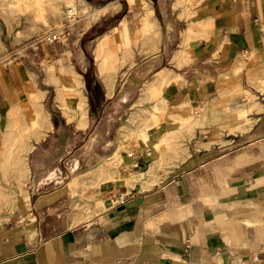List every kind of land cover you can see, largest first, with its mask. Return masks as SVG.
Instances as JSON below:
<instances>
[{"label":"crops","instance_id":"0c3cea01","mask_svg":"<svg viewBox=\"0 0 264 264\" xmlns=\"http://www.w3.org/2000/svg\"><path fill=\"white\" fill-rule=\"evenodd\" d=\"M84 1L60 41L0 59V180L25 181L0 264H264V153L249 159L264 148V0ZM156 92L158 128L111 165L116 122L144 121ZM36 112L20 150L11 131Z\"/></svg>","mask_w":264,"mask_h":264},{"label":"rangeland","instance_id":"374dc122","mask_svg":"<svg viewBox=\"0 0 264 264\" xmlns=\"http://www.w3.org/2000/svg\"><path fill=\"white\" fill-rule=\"evenodd\" d=\"M124 1L122 0V2ZM128 1L132 4L135 13L142 12L143 14H145V11H147L148 9L147 0ZM182 1L183 3L190 2V0ZM85 6L88 7L87 11L90 12L89 4H87L85 1L82 2V0H0V59L9 55L12 51L24 47L26 45L44 43L38 41L37 39L42 33L47 31L49 28L66 24L67 22L65 21V18L68 14L69 8H72L73 12L77 13L79 16L88 13L84 9ZM120 17L121 15H118L115 19H119ZM106 44L107 43L105 42V45ZM118 49L121 51V47H117L109 50V52H105L104 55L106 56H101L103 58V61H113L116 64L121 63L123 61V54L119 52ZM160 93L161 92L152 93L151 96H149L151 98L152 105L151 107L148 106L150 109L148 108L149 110L147 111V118L144 121L138 122L136 120L137 122H127V124L125 125L116 122L114 133L109 135V138L115 141L114 154L110 156V158H107L108 162L111 165L114 164L117 166V164L122 160L123 153L131 151V148L128 147V145L130 146L131 142L143 138L141 137V133L139 132L141 129L144 130L145 128H147L148 133L151 134L152 127L158 128V124L160 123L162 117L161 115L158 117V110H162V112L160 111L162 114L165 113L167 110L166 103L161 101ZM37 115L40 117H38ZM34 116H36L34 119L32 115L30 117L26 114H23L19 117L21 118L20 120L24 121L25 119L27 121H25V126L27 128L29 127L28 129L30 131L27 130V133L25 135L23 131H26L27 128L23 125L24 123H22L20 120L13 128L16 133L14 131L15 134L12 133V137L18 142L19 145L20 143H22L21 141L23 140V138H26L29 135L30 137H40L42 132H40L39 122H43L44 119L42 115L37 112L34 113ZM36 118L38 120H36ZM35 120L38 122H35ZM27 123L29 126L26 125ZM37 123L39 128H37ZM18 124L19 126L20 124H22V126L20 127H23L24 129H19ZM33 128H37L38 130H34L33 133L31 131L33 130ZM14 135L16 137H14ZM21 135H23L24 137ZM176 136L177 134L171 133L170 138L168 139L174 140ZM17 137L19 139H17ZM261 149H255L251 152L249 157L250 162H253V160H255V157L258 156L260 153H264V148ZM15 151L16 149L13 152ZM13 152L11 151V153ZM7 167L13 170L12 165H4L3 169ZM137 168L139 169V167ZM212 170H214L212 171V175L216 179V182H219L220 174L217 170V166L212 167ZM139 171L145 170L139 169ZM90 175H92L90 171H86L82 173V175H78L72 183L75 184L81 178H84L85 176L88 177ZM10 183L11 182L0 180V222L10 218V216L12 215L11 211L16 208L17 199L20 198V196L23 195L25 192V189L23 188L25 181L21 183L18 182L17 188L15 186L12 187Z\"/></svg>","mask_w":264,"mask_h":264},{"label":"built area","instance_id":"2783aa9c","mask_svg":"<svg viewBox=\"0 0 264 264\" xmlns=\"http://www.w3.org/2000/svg\"><path fill=\"white\" fill-rule=\"evenodd\" d=\"M78 17H79L78 14L73 12L72 8H69L68 14L66 15L65 18V21L67 23L49 28L47 31L42 33L37 40L46 43H55L60 41L62 39V34L64 29L67 27L68 24L74 22ZM117 190H118L117 195L122 196L120 189Z\"/></svg>","mask_w":264,"mask_h":264},{"label":"bare ground","instance_id":"6f19581e","mask_svg":"<svg viewBox=\"0 0 264 264\" xmlns=\"http://www.w3.org/2000/svg\"><path fill=\"white\" fill-rule=\"evenodd\" d=\"M132 1H133V0H132ZM82 2H84V1L82 0ZM84 9H85V11H87V10H88V7L85 6ZM104 11H105V9H104ZM104 11H101V13L104 12ZM87 12H88V11H87ZM152 24H153V23H148V24H147V30H148V28H149V29H150V28H154V27H152L154 24H153V25H152ZM155 32H156V31H155ZM156 33H157V32H156ZM102 43H103V41H102ZM104 45H105V41H104ZM101 46H103V45H101ZM101 48H102V47H101ZM99 50H100V49H99ZM102 53H103V52H102ZM99 55H100V53H99ZM104 56H106V55H104ZM107 56H108V55H107ZM111 56H112V55H111ZM110 58H111V57H110ZM101 59H102V58H101ZM102 60H103V59H102ZM157 76H158V75H157ZM171 76H172V75H171ZM155 78H156V77H155ZM173 78H174V77H173ZM157 79H158V77H157ZM165 80H166V79L164 78V80H162V81H165ZM32 95H33V94H32ZM30 96H31V95H30ZM32 97H33V96H32ZM38 97H39V96H38ZM31 103H32V100H31ZM35 103H36V102H35ZM38 105H39V104H38ZM37 108H39V107H37ZM43 111H44V110H43ZM37 113H38V112H37ZM37 116H38V115H37ZM23 117H24V116H23ZM35 117H36V116H35ZM38 117H40V116H38ZM48 118H49V117H48ZM19 119H21V118H19ZM40 119H42V118H40ZM43 119H44V118H43ZM13 120H14V119H13ZM36 120H38V119L36 118ZM36 120H35V122H38V121H36ZM20 121H21L22 123H24L23 125L25 126V121H26V120L24 119V121H23V120H20ZM39 121H40V120H39ZM43 121H44V120H43ZM26 122H27V121H26ZM48 124H50V123H48ZM8 125H9V124H8ZM26 125H28V123H27ZM10 126L13 127V126H12V123H11V125H9V128H10ZM18 126H19V124H18ZM20 126H22V124H20ZM20 126H19V129H21V128L24 129L23 127H20ZM28 126H29V125H28ZM37 126H38V123H37ZM37 126H35V127H37ZM25 127H26V126H25ZM42 127H43V126H42ZM26 128H27V127H26ZM28 128H29V127H28ZM28 128L26 129V131H25V130L23 131L24 135L27 133V130H29ZM37 128H39V126H38ZM37 128H35V130H36ZM15 129H16V128H15ZM17 129H18V128H17ZM19 129H18V130H19ZM30 129H31V128H30ZM8 130H9V129H8ZM37 130H38V129H37ZM14 131H15V130L12 129L11 134H12V133L15 134L16 131H15V133H14ZM29 131H30V130H29ZM31 131H32V130H31ZM9 132H10V131H9ZM41 132H42V131H41ZM28 133H29V132H28ZM33 133H34V132H33ZM36 134H37V133H36ZM36 134H35V136H36ZM28 135H29V134H28ZM38 135H39V134H38ZM19 136H20V135H19ZM21 136H23V135H21ZM26 136H27V135H26ZM149 136H150V133H148L147 128H145V129L141 132V137H143L144 140L147 141V139L149 138ZM14 137H16V136L14 135ZM23 137H24V136H23ZM23 137H22V138H23ZM29 137H30V135H29ZM29 137H28V138H29ZM26 138H27V137H26ZM26 138L24 137L23 140H24V139L26 140ZM30 138H31V137H30ZM17 139H19V138L17 137ZM20 140H21V139H20ZM28 142H29V141H28ZM22 143H24V144L26 143V144H27V141H25V142L22 141ZM22 143H21V144H22ZM10 145H11V144H10ZM22 145H23V144H22ZM30 147H31V144H29V145H27V146H26V145H23L22 148H20V150L28 151V150L30 149ZM14 150H15V149H14ZM14 150H12V152H13ZM10 154H12V153H10ZM5 164H6V163L4 162V164L2 165V168H3V166H4ZM7 165H8V164H7ZM21 172H22L21 175H23V170H22ZM151 173H152V172H151Z\"/></svg>","mask_w":264,"mask_h":264}]
</instances>
